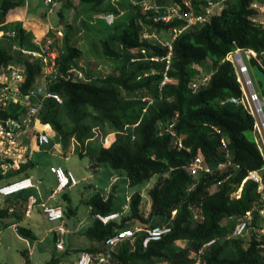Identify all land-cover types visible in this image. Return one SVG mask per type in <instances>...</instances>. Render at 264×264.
I'll return each mask as SVG.
<instances>
[{
  "label": "trees",
  "instance_id": "obj_1",
  "mask_svg": "<svg viewBox=\"0 0 264 264\" xmlns=\"http://www.w3.org/2000/svg\"><path fill=\"white\" fill-rule=\"evenodd\" d=\"M60 1L63 0L56 3ZM65 1L62 8L67 10H71L76 2ZM134 1L137 4H132L126 20H117L111 26L100 19L103 14H118L114 8L109 9L108 0L79 1L78 5L88 6L87 11L99 17L96 20L98 31L107 35L101 40L103 55L107 60L120 63L121 69L116 72L102 66L100 71L97 70L98 75L86 70L83 73L86 80L74 81L70 70L77 67L83 54L66 36V52L59 54L56 60L61 78L52 81L48 88L51 93L61 96L63 104L48 100L40 115L42 125H50L57 132L64 148L74 139L77 149L82 151L78 154L91 159L93 168L108 164L114 170L124 171L130 186L159 175L158 182L148 192L150 202L146 200L144 205L143 196L137 192L130 197L129 213L125 217L108 225L95 220L84 232L93 245L80 251L99 256L105 249L103 243L107 238L116 230L128 229V223L135 221L145 227L167 225L171 232L161 240L151 242L147 248L143 247L145 235L138 234L133 242L127 241L116 248L113 264H192L194 255L213 240L217 243L201 255L202 264H264V236L259 240L258 234L252 231L247 237L228 239L234 227L231 217L261 207L259 185L253 181L244 183L239 199L231 196L239 190L249 172L264 168V159L253 138V117L243 106L230 103L232 98H240L242 91L232 64L226 60L238 48L253 50L261 57L264 70V55L261 56L264 53V27L253 21L258 17L252 7L255 0H186L196 16L205 15L210 4H219L220 11L204 25L189 28L176 38L174 32L185 27L183 22L157 24L153 21L155 12L144 11L140 3L179 5L186 12L187 8L181 6L183 0H131L130 4ZM23 2L1 0L0 32L8 28L10 12ZM59 15L62 17V11ZM14 32L10 47L0 44V69L10 64L26 67L27 82L23 87L26 92L39 82L45 65L40 59L31 62L22 53V50L42 51L40 43H34V35L22 24L15 25ZM146 32L166 34L164 38L171 42L172 51L145 39ZM50 39L46 37L45 42ZM54 44L50 51H57ZM14 45L20 48L19 52L13 51ZM170 53V67L167 69ZM153 58L157 60L153 61ZM256 65L259 64L253 59L251 66ZM200 73L210 74L211 78L206 86L194 91L191 83L199 78ZM260 87L262 89L261 84ZM145 98L147 101L143 100ZM17 110L13 106L9 111L15 114ZM173 122L175 126L169 130L168 124ZM96 127L107 128L108 134H113L107 145L92 141ZM173 131L176 137L182 138L183 149L175 146ZM222 139L228 142L232 160L239 168L215 172L214 175L200 174L194 179L186 168L199 151L210 166L224 160ZM33 168L30 161L22 164L19 171L10 172L11 176L0 173V187L31 177ZM262 176L264 186V171ZM221 181L223 183L218 185ZM214 186L217 189L212 192ZM23 193L13 198L4 197L7 202L20 197L23 204L0 205V224L8 219L19 223L24 218L33 219L34 210L29 217L25 214L29 197L22 196ZM0 198L3 197L0 195ZM148 202L149 208L146 206ZM86 205L93 215L114 212L112 195L105 199L96 194L86 201ZM66 208L65 218L76 212L69 205ZM39 212L45 217L43 207ZM196 212L202 216L200 221L195 220ZM259 217L258 214L254 217L256 227L263 220ZM30 224L27 228L20 226L19 232L34 239L38 227L32 229ZM52 234L57 241L56 233L53 231ZM183 241L186 242L184 247L177 245ZM59 252L70 253L66 245L65 250ZM58 261L52 257L45 264H57Z\"/></svg>",
  "mask_w": 264,
  "mask_h": 264
},
{
  "label": "built area",
  "instance_id": "obj_2",
  "mask_svg": "<svg viewBox=\"0 0 264 264\" xmlns=\"http://www.w3.org/2000/svg\"><path fill=\"white\" fill-rule=\"evenodd\" d=\"M58 0H44V4L47 6L55 5ZM75 1V0H69ZM137 4V3H136ZM213 4H210L205 15H194L191 4L187 1L183 5L187 8L186 12L182 11V8L178 6H169V5H155L150 6L147 3H144V11H154L155 15L153 21L157 24H171L175 21L180 20L185 24V27L180 28L174 32V36L182 34L189 28H194L204 25L210 17L215 13V10L211 8ZM219 5V4H218ZM254 9L258 12V17L253 21L258 25H263L264 27V0H255L252 5ZM112 15L107 16L105 19L112 18ZM111 21L109 24H111ZM161 34L156 32H146L144 38L150 41L158 40ZM159 36V37H158ZM164 47H168L172 51L171 42L164 38V42H160ZM47 44L41 45V52L36 51H27L22 50V53L25 55H30L32 59H40L45 67L42 80L44 84L33 86L31 89H27L26 92L23 91V87L26 83V67L23 65H14L10 64L7 67L0 69V173L6 174L9 170L10 172H17L20 170L22 164L27 163L31 160L33 155L30 145L33 142H37L38 146L44 148L51 144V136L45 131H41L43 126L40 122V115L44 103L48 100H54L59 105L63 104V99L59 94L51 93L48 88L52 81H56L61 78L59 72L57 71L56 60L58 58L57 51H50V47H46ZM17 45L13 46L14 52L18 50ZM46 47V49H45ZM144 53V52H143ZM246 54V58L251 62L255 59L258 64L261 66L262 60L257 52L253 50L245 49H236L234 52H231L226 60L230 62L235 70L237 76V81L240 84L242 90V95L240 98H232L230 103L235 105L243 106V108L249 113L254 119V134L255 140L258 144L259 151L264 158V103L261 101L259 94L255 88L254 81L250 74V68L246 64L242 54ZM262 53L261 56H263ZM170 57L171 53L167 58V69L170 67ZM153 61L157 59L153 58ZM169 63V64H168ZM103 68L102 66L98 67V71ZM4 71H7L5 74ZM70 73L74 74L72 79L74 81H83L86 80L83 72L73 68L70 70ZM210 74H201L197 80L192 81L191 88L196 91L199 88L206 86L210 81ZM69 79V77H67ZM168 79L166 78V81ZM165 82L162 83L164 85ZM147 101V99H143ZM16 106L18 110L15 114H11L9 111L10 108ZM3 113H7L8 116H2ZM179 115L176 116V119ZM259 121V122H258ZM169 125V130H172L175 126V122ZM95 138H101L103 144H107L109 141V136L103 138V133L97 127L94 129ZM173 136L176 137L174 131L172 132ZM258 136L263 138L261 141L258 139ZM222 149L225 151V157L223 161H220L216 166H210L207 162L201 151L193 158L190 165L186 168L187 171L193 176V178H198L200 174L205 176L214 175L215 172L224 173L227 169L233 168L238 169L239 165L235 164L232 160L231 154L228 149V142L225 139H222ZM76 141H73L74 148L76 146ZM183 141L181 137H176L175 146L178 149H183ZM74 150V149H73ZM189 151V149H187ZM69 157V156H68ZM66 157V158H68ZM262 170L249 172L247 178L243 181L242 186L236 192L234 197L239 199L242 194L243 185L246 181H253L259 184L258 190H261V184L263 183V172ZM51 173L55 176L57 181L56 188L52 191L48 199H56L58 195L62 194L68 189H72L79 184V180L75 177L72 171H66L62 167H51ZM223 182H219L218 185H221ZM33 189L39 190L38 185L29 178L17 179L9 184H5L0 187V195L3 197L14 196L26 191ZM40 191V190H39ZM40 193V192H39ZM260 194V193H259ZM264 196V188L261 192ZM260 194V195H261ZM42 197L32 196L29 198V205L26 209V216L29 217L33 211V206L41 204L44 209L47 220L50 223H57V226L53 229L56 233L57 244L56 249L58 251L65 250V239L68 234V228L65 223V214L61 207L51 206L42 202ZM261 202V201H260ZM13 211L12 209L10 210ZM259 215L260 219L264 220V205L261 207H254L248 210L245 214L239 217H231L230 219L234 221L235 225L233 228V236L243 237L250 230H255L253 225L255 215ZM120 217L119 214H109L102 215L96 214L95 218L102 222L104 225H107L109 222L114 221ZM12 229L15 232H18V225L13 224ZM170 230L167 228H152L137 226L134 229H125V230H116L114 235L107 238L103 243L105 249L99 256H94L89 252H81L77 259V264H113L114 253L116 248L120 247L123 243L127 241L133 242L139 233L145 234L143 239V247L147 248L151 242L159 241L161 237L167 234ZM216 243L215 240L205 244L202 249L194 255L195 262L194 264H202L201 255H203L208 249H210ZM102 245V246H103Z\"/></svg>",
  "mask_w": 264,
  "mask_h": 264
},
{
  "label": "rangeland",
  "instance_id": "obj_3",
  "mask_svg": "<svg viewBox=\"0 0 264 264\" xmlns=\"http://www.w3.org/2000/svg\"><path fill=\"white\" fill-rule=\"evenodd\" d=\"M23 1L24 2L19 8L11 11L8 15V28L0 32V44L10 47V42H12V39L15 37L14 26L23 24V27H25L26 30L31 28L30 31H27L31 32L34 35V39L35 41H37V43L42 42L44 44H47L46 47L50 48L53 46L52 44L55 43L54 45L57 48L58 55L64 54L66 52L65 37L68 36L72 44L80 49L83 54L76 67V69L82 71L83 73L86 70H92L95 75H98L97 69L99 66L111 69L112 71L116 70V72L121 69L120 63L117 64L113 61L107 60L104 57L103 41L101 40L105 39L107 35L105 36L102 32L98 31V22L96 20L99 19V17L97 15H93L90 11H87L88 6L82 7L81 5H78L80 0H75L76 2L73 1L74 7L71 8V10L62 8L66 3L65 0L55 3V5L51 6L45 5L43 0ZM130 1L131 0H108L107 3L109 4V9L114 8L118 12V14H103L102 16H100V19L104 20L105 24L107 23V26H111L112 23V25H114L117 20L125 21L126 15L130 12L132 4L133 6L136 5V1H134L135 3L131 4ZM184 2L187 1L183 0V3ZM140 4L143 5L144 3ZM211 8L215 10L214 15H217V13L220 11V7L218 4H213ZM59 11H62V17H60ZM30 12L32 15H36L37 17L29 16ZM109 15H112L113 17L105 19ZM111 21L113 22L109 24ZM69 27L71 28L69 29ZM147 31L149 30L147 29ZM164 35L161 34V37L158 40L152 41H154V43L164 42ZM46 37H50L51 39L45 42ZM114 47L118 49L117 44H114ZM17 48L18 50L16 52H19L20 48ZM242 56L246 64H248V66L250 67V74L254 81L255 88L259 94L261 101L264 103V92L260 87L256 75L254 74L251 62L246 58V54L243 53ZM24 57H27L31 62L37 61L36 59H32L35 57L27 54H25ZM17 65L19 66V64ZM4 73L6 74L7 71H4ZM42 77L43 76L41 75L40 80L42 84H44ZM38 85H40V83H37V86ZM99 129L102 131L103 135L109 133L107 128L104 129L102 127H99ZM40 130L49 133L52 142L50 145L44 148L39 147L36 141L31 143L30 149L33 153L31 157V163L34 164V168L31 169L30 174L34 176L33 178L34 180L36 179L35 181H41L40 188H42V193L46 195V198L50 189H55L57 186L55 176L50 171L51 167L61 166L64 169L70 170L74 173L77 180L80 181L78 186L71 190L68 189L63 192H66V195L71 202H63L61 196H58L59 198L57 197V199H59L58 203L61 202L65 210H67V205H69L73 209H76V214L67 216L65 221L70 224L71 228L75 225L76 227L78 226L79 231L74 235H66V250H69L70 253L68 255H65L59 252L56 249V239L54 240L55 236L52 234L54 231V228H52L54 224H51L46 220V215L44 217L42 216V214H40V206H35L33 219H31L28 223V219L22 218L23 223H21V226L25 228L29 227L30 223H32L30 224L32 225V229L33 227H38L35 231L37 234H35L36 236L34 239H31L29 237L27 238L22 234V232H15L12 229V225H10V222L5 223L4 221L3 223L5 225L0 224V264H45L49 262L52 257L58 259L61 264H76L77 257L79 256L81 248L83 246L93 245L92 242L84 235V232L94 222L92 217L93 215L88 210L86 201L91 199L96 194H100L103 197H109L110 195H112L114 212H118L119 214H121V217H125L129 213L130 197L134 193H140L143 196V203L145 205L146 200L150 202L148 196L149 190L154 187L159 180V175H156L147 182L138 184L136 186H130L126 177V173L124 171L114 170L108 164H102L98 169L93 168L91 159H89L88 157H80L79 154L80 152H82L80 151V149L76 148L77 151L75 153H72L69 158H65L64 156L69 151H66V148L62 149V146H59L61 144H59V137L57 132L52 127H48L46 129H43V127H41ZM263 136H258V139L261 141ZM253 138L254 140L256 138L254 131ZM97 140L100 141V139H94L96 143L98 142ZM72 145L73 142L70 141L68 146ZM71 149L73 151L74 146H72L70 150ZM83 153L85 152L83 151ZM9 174L10 171L8 170L4 175H12ZM261 187V190H258V193L260 194L264 188L263 183L261 184ZM216 189L217 188L212 189V192H215ZM107 190H109V192H107ZM29 193L35 196L38 195L36 190H31L29 191ZM235 194L236 192L231 196H234ZM13 197L14 196H10V198ZM3 199L5 200V198H0V205L8 204V202L6 200L4 202ZM260 201L261 205H264V196L262 194L260 195ZM149 202L146 205L148 208ZM9 203H18L19 206L23 204V199L16 198L14 201H9ZM195 216V220L200 221L202 219V216L199 212H196ZM121 217L119 219H121ZM156 221L160 224H167L165 221ZM35 224H37L38 226ZM129 226V228H133V225H131V223L129 224ZM257 227L258 229H261V231L259 230V232L257 233L260 237L258 239L260 240L264 236V220H262V223L259 222V225ZM177 245L184 247L186 245V242H179ZM30 252H32V256H30Z\"/></svg>",
  "mask_w": 264,
  "mask_h": 264
},
{
  "label": "crops",
  "instance_id": "obj_4",
  "mask_svg": "<svg viewBox=\"0 0 264 264\" xmlns=\"http://www.w3.org/2000/svg\"><path fill=\"white\" fill-rule=\"evenodd\" d=\"M43 2H44V0H43ZM29 16H36V15H32L31 14V12L29 13ZM37 17V16H36ZM8 19H7V24H8ZM23 25V24H22ZM25 28V27H24ZM26 29V28H25ZM27 30H31V28L30 29H27ZM34 43H37V41H35L34 40ZM43 129H44V127H43ZM46 129V128H45ZM59 145V144H58ZM59 146H62V145H59ZM72 146H68V148H66L67 150L66 151H69L68 153H66V155L64 156V157H68V156H70L73 152H72V149L70 150V148H71ZM62 149L64 148L63 146L61 147ZM69 158V157H68ZM56 167H61V166H56ZM63 168V167H62ZM99 168V167H98ZM98 168H96V169H98ZM66 170V169H65ZM70 171V170H69ZM74 174V173H73ZM29 176H31V178H33L34 176H32L31 174L29 175ZM56 179V178H55ZM33 180H34V178H33ZM36 180V179H35ZM34 180V182L38 185V187H39V190H40V193H39V190H37L36 189V191H37V193H38V195H33V194H31V193H29V191H27V192H24L23 194H25V195H22V196H26V195H28V197L30 198V197H32V196H35V197H42L43 198V201L44 202H46L47 200V204L48 205H51V206H54V207H56V206H59V207H61L62 209H63V211L65 212V209H64V207L62 206V204H61V202H59L58 203V201H59V199H54V200H52V199H48L49 197H50V195H51V193H52V191L54 190L53 188V190L52 189H50V191H49V193H48V195H47V197L45 198V196L46 195H44L42 192V188H40V184H41V181L40 180H37V181H35ZM112 188V187H111ZM33 190H35V189H33ZM112 190H114V189H112ZM31 191V190H30ZM107 192H109V190H107ZM41 196H40V195ZM59 197L61 196L62 197V199H63V202H71L70 200H69V198L67 197V195H66V192L65 193H62V194H60V195H58ZM57 196V197H58ZM58 197V198H59ZM105 198H107L108 196H104ZM4 198V197H3ZM18 198V197H17ZM20 198V197H19ZM18 198V199H19ZM16 199V198H15ZM4 202H5V200H3ZM53 202H55V203H53ZM9 203V202H8ZM50 203V204H49ZM35 206H37V205H34L33 206V210H34V207ZM13 208V207H12ZM88 210L91 212V209H90V207H88ZM65 214V213H64ZM73 215H75L76 214V212L74 211L73 213H72ZM93 215V214H92ZM93 217V220L95 221L96 219H95V217H94V215L92 216ZM46 218V217H45ZM47 219V218H46ZM66 219V218H65ZM28 221V223H29V220H27ZM7 222H10L11 224L10 225H13V224H17L18 225V227L20 228V226H21V222L19 223V222H17V221H15V222H13L12 220H10V219H8V220H5V223H7ZM23 223V222H22ZM65 223H66V226H67V228H68V231H69V233L68 234H71V235H74L76 232H78L79 231V228H78V226L76 227V225L75 226H73L72 228L70 227V224L67 222V221H65ZM94 223V222H93ZM131 223V225H133L132 227H137V226H141L139 223H137V222H135V221H131V222H129L128 224H130ZM2 224H4V223H2ZM26 224H27V222H26ZM51 224H54V226L52 227V228H55L56 226H57V223H51ZM5 225V224H4ZM93 225V224H92ZM91 225V226H92ZM90 226V227H91ZM130 227V226H129ZM35 234H37L36 232H35ZM65 241H66V239H65ZM90 246H83L82 248H81V250L82 249H86V248H89ZM82 251H80L79 252V254L81 253ZM30 254V256H32V252H30L29 253ZM77 259H78V257H77ZM77 263V262H76ZM57 264H61L59 261H58V263ZM65 264V263H64ZM67 264V263H66Z\"/></svg>",
  "mask_w": 264,
  "mask_h": 264
},
{
  "label": "clouds",
  "instance_id": "obj_5",
  "mask_svg": "<svg viewBox=\"0 0 264 264\" xmlns=\"http://www.w3.org/2000/svg\"><path fill=\"white\" fill-rule=\"evenodd\" d=\"M36 45L37 44H39V43H35ZM43 43L41 42L40 43V45H42ZM14 51V50H13ZM14 65H17V64H14ZM248 65V64H247ZM260 66V65H259ZM261 67V66H260ZM250 68V67H249ZM235 71V70H234ZM27 73V72H26ZM27 75V74H26ZM236 78H237V76H236ZM26 82H27V76H26ZM38 83H40V85H41V80L38 82ZM239 83V82H238ZM26 84V83H25ZM37 85V84H36ZM35 85V86H36ZM242 91V90H241ZM44 126V125H43ZM46 126H49V127H51L50 125H46ZM97 128V127H96ZM94 131V130H93ZM94 133V132H93ZM107 135H110L109 136V138L113 135V134H106V135H103V138L104 137H106ZM94 139H100V141L99 140H97V141H99V143H101L103 146H105V145H107L108 143H109V141H108V143L107 144H103V140L101 139V138H95V135H94V138L92 139V141H94ZM73 141H75L74 139L73 140H71V142H73ZM77 143V142H76ZM60 144V143H59ZM77 146H78V144H76V146H75V148H74V150L72 151L73 153H75L76 151H77ZM66 158V157H65ZM187 170V169H186ZM67 171V170H66ZM189 173V172H188ZM190 174V173H189ZM191 175V174H190ZM193 177V176H192ZM194 179H196V178H194ZM80 182V181H79ZM259 185V184H258ZM78 186V185H77ZM76 186V187H77ZM218 186V185H217ZM75 188V187H74ZM214 188H217L216 186H214L212 189H214ZM73 189V188H72ZM69 190H71V189H69ZM260 195V194H259ZM3 197V196H2ZM232 197H234V196H232ZM6 198V197H5ZM129 200V199H128ZM129 202H130V200H129ZM114 213H116V214H119L118 212H113V213H110V214H114ZM245 214V213H244ZM103 215V214H102ZM109 215V214H108ZM120 215V217H121V214H119ZM94 217H95V215H94ZM119 217V218H120ZM235 217H239V216H235ZM118 218V219H119ZM96 219V218H95ZM118 219H116V220H118ZM97 220V219H96ZM99 221V220H98ZM115 221V220H114ZM232 221V220H231ZM112 222V221H111ZM234 222V221H233ZM110 223V222H109ZM108 223V224H109ZM107 224V225H108ZM234 225H235V223H234ZM145 227V226H144ZM146 227H148V226H146ZM135 227H133V228H128V229H134ZM234 228V227H233ZM18 231H19V227H18ZM254 232V233H258L257 231H258V229H257V227L255 226V230H251V232ZM250 232V231H249ZM249 232L246 234V236H243V237H235V236H233V229H232V233H231V235L228 237V239H231V238H233V239H238V238H244V237H247L248 236V234H249ZM139 234H143V233H139ZM145 235V234H144ZM138 236V235H137ZM144 238H145V236H144ZM216 243H217V241H216Z\"/></svg>",
  "mask_w": 264,
  "mask_h": 264
},
{
  "label": "water",
  "instance_id": "obj_6",
  "mask_svg": "<svg viewBox=\"0 0 264 264\" xmlns=\"http://www.w3.org/2000/svg\"><path fill=\"white\" fill-rule=\"evenodd\" d=\"M253 71L258 82L262 85V90L264 91V70L259 65H256L253 67Z\"/></svg>",
  "mask_w": 264,
  "mask_h": 264
},
{
  "label": "bare ground",
  "instance_id": "obj_7",
  "mask_svg": "<svg viewBox=\"0 0 264 264\" xmlns=\"http://www.w3.org/2000/svg\"><path fill=\"white\" fill-rule=\"evenodd\" d=\"M86 154H87V152H86ZM30 161H32V159L31 160H29L28 162H30ZM27 162V163H28ZM29 179H31V180H33V178H31V177H28ZM34 181V180H33ZM36 190V189H35ZM40 192V191H39ZM40 195V194H39ZM41 196V195H40ZM39 197V196H38ZM43 199V198H42ZM43 203H45L44 201H42ZM37 206H40V207H42L41 206V204L39 203V204H37ZM42 209V208H41ZM49 222V221H48ZM50 223V222H49ZM156 227H160V228H167V229H169L170 231L167 233V234H165V235H163L162 237H161V239L164 237V236H166V235H168L170 232H171V228L170 227H168L167 225H160V226H156ZM156 227H149L150 229H152V228H156ZM69 233V232H68ZM160 239V240H161ZM57 242V241H56ZM57 244V243H56ZM66 244V243H65ZM194 255V254H193ZM77 264V263H76ZM192 264H194V262L192 263Z\"/></svg>",
  "mask_w": 264,
  "mask_h": 264
}]
</instances>
